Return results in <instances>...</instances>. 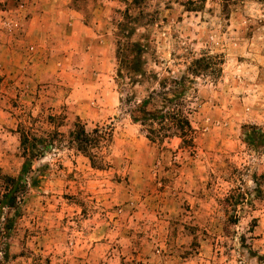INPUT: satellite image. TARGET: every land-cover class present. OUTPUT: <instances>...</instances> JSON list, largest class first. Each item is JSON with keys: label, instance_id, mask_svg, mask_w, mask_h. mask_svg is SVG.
I'll return each mask as SVG.
<instances>
[{"label": "rangeland", "instance_id": "rangeland-1", "mask_svg": "<svg viewBox=\"0 0 264 264\" xmlns=\"http://www.w3.org/2000/svg\"><path fill=\"white\" fill-rule=\"evenodd\" d=\"M191 1L198 5L188 11L187 0H72L109 37L111 115L74 116L57 86H4L1 175L20 172L22 130L38 138L57 131L64 140L33 161L26 179L37 184L9 214L0 264H264V135L256 147L245 143L252 129L264 134V2L233 0L223 11L212 0ZM21 2L0 10L13 13ZM126 36L143 47L145 76L123 93L133 103L155 86L152 74L176 76L201 56L220 70L188 94L183 113L193 138L150 142L148 127L131 122L133 103L120 104L128 79L116 77ZM76 118L86 133H111L100 167L67 145Z\"/></svg>", "mask_w": 264, "mask_h": 264}, {"label": "crops", "instance_id": "crops-1", "mask_svg": "<svg viewBox=\"0 0 264 264\" xmlns=\"http://www.w3.org/2000/svg\"><path fill=\"white\" fill-rule=\"evenodd\" d=\"M11 1L0 0V5ZM21 1L22 31L12 36L0 29V92L15 81L22 88L28 82L57 86L65 90L63 104L74 116L84 120L92 114L97 120L111 115L116 98L108 83L109 37L86 23L72 0Z\"/></svg>", "mask_w": 264, "mask_h": 264}, {"label": "trees", "instance_id": "trees-1", "mask_svg": "<svg viewBox=\"0 0 264 264\" xmlns=\"http://www.w3.org/2000/svg\"><path fill=\"white\" fill-rule=\"evenodd\" d=\"M204 1V0H202ZM218 2L222 6V10L226 11L233 0H212ZM264 2V0H259ZM197 4L191 0H187L184 6L186 9L192 10L196 8ZM131 35V32L128 34ZM129 36L124 37V45L117 50V60L119 67L117 69L116 77L118 80L127 78V84L121 86V105H130L133 103L129 96L124 98L123 93L126 86L131 88L138 84V79L145 76L142 67L143 47L138 43H130L127 41ZM127 41V42H126ZM129 50L132 58L127 60L121 52ZM211 58L208 56H201L194 59L179 68V74L176 76H169L158 78L157 75L152 74V83L155 86L139 102L133 103L132 108L128 111V116L133 124H138L146 129V138L153 142H162L163 138H193L195 131L193 130L189 119L184 115L183 109L188 99V94L192 92L196 80L205 76H217L220 70H213L210 66ZM124 69H128L127 76L123 75ZM72 130L69 131L67 145L69 148L76 150L84 155L90 161L92 167H100L102 159L98 156L102 149L107 148L111 140V133L105 132L103 129L95 128L92 132L86 133L84 125L77 118L74 121ZM158 129H154V127ZM263 133L254 132L245 134V143L256 147L259 143L257 138L262 140ZM58 137V138H57ZM62 134L54 131L45 138H38L30 132L22 130L20 133V149L22 150V157L24 162L21 166L17 177H10L0 174V245L3 246L4 252L7 249L6 240L9 231L12 227V218L9 217L11 212L17 213L18 206L27 186H36L37 181L31 180L28 184L26 176L31 172V167L34 160H37L45 155L47 150L53 149L55 143L63 142Z\"/></svg>", "mask_w": 264, "mask_h": 264}, {"label": "built area", "instance_id": "built-area-1", "mask_svg": "<svg viewBox=\"0 0 264 264\" xmlns=\"http://www.w3.org/2000/svg\"><path fill=\"white\" fill-rule=\"evenodd\" d=\"M24 4L21 3L15 8V13L0 10V29L8 35L14 36L22 31L25 16L22 14Z\"/></svg>", "mask_w": 264, "mask_h": 264}]
</instances>
